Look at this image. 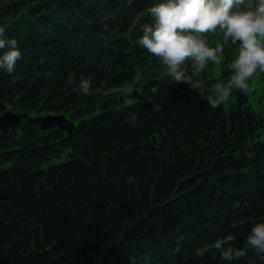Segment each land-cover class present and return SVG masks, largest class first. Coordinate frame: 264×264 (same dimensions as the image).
Instances as JSON below:
<instances>
[{
    "label": "trees",
    "instance_id": "obj_1",
    "mask_svg": "<svg viewBox=\"0 0 264 264\" xmlns=\"http://www.w3.org/2000/svg\"><path fill=\"white\" fill-rule=\"evenodd\" d=\"M158 2L0 0L23 53L0 69V113L77 122L0 128V264H222L214 242L242 247L264 222V113L239 90L213 109L162 73L137 42ZM215 36L228 62L221 30L202 38Z\"/></svg>",
    "mask_w": 264,
    "mask_h": 264
},
{
    "label": "clouds",
    "instance_id": "obj_2",
    "mask_svg": "<svg viewBox=\"0 0 264 264\" xmlns=\"http://www.w3.org/2000/svg\"><path fill=\"white\" fill-rule=\"evenodd\" d=\"M152 23L142 25V36L138 44L154 56L161 65L167 66L168 77L175 83H185L182 65L191 62L194 68L204 70L211 62L219 64L218 53L223 45L209 47L202 37L207 33H223V44L236 46L238 55L227 66L232 75L227 83L217 84L207 96L209 107L219 108L230 97L233 89L247 94L249 81L257 69L264 71V0H258L254 9L247 0H163L148 9ZM0 27V69L9 73L23 58L15 38H5ZM72 82L71 79L69 81ZM79 92L91 94V82L81 76ZM132 95V89L127 90ZM154 111L159 106L154 104ZM137 117L130 113L126 122L135 126ZM133 183V178H127ZM234 237L227 235L214 242L222 264H233L243 260L244 264H264V222L254 223L242 247L232 243ZM252 253V256L249 255Z\"/></svg>",
    "mask_w": 264,
    "mask_h": 264
},
{
    "label": "rangeland",
    "instance_id": "obj_3",
    "mask_svg": "<svg viewBox=\"0 0 264 264\" xmlns=\"http://www.w3.org/2000/svg\"><path fill=\"white\" fill-rule=\"evenodd\" d=\"M247 4L251 6L252 9L258 4V0H247ZM207 45L209 47L220 46L216 36L212 39H206ZM234 54L233 57L228 61H224V51L218 53L221 57V62L219 64L209 63L204 70H199L194 68L191 62L182 65V69L185 72V83H179L186 89L197 93L204 94L208 96L212 93V90L217 84H225L232 75V72L228 70V65L237 57L238 51L236 46H233ZM164 75H168L167 66L162 70ZM249 84L250 91L247 93L250 106L257 112L264 113V71L257 69L254 76L247 81ZM238 89H233L230 97L224 102V106L227 110L230 109L231 104L236 101V94ZM8 109L13 111H19L9 106ZM30 115L36 116L40 113L36 111H28ZM42 114H47L49 112H41ZM2 113H0L1 115ZM67 153V151H65ZM64 158V157H63ZM51 161H59L58 159H52Z\"/></svg>",
    "mask_w": 264,
    "mask_h": 264
},
{
    "label": "water",
    "instance_id": "obj_4",
    "mask_svg": "<svg viewBox=\"0 0 264 264\" xmlns=\"http://www.w3.org/2000/svg\"><path fill=\"white\" fill-rule=\"evenodd\" d=\"M26 117L27 122L23 125V129L38 122L42 130H48L54 126H58L68 133H71L75 127V121L71 120L68 115L63 113L58 114H40L38 116H31L29 112L8 110L0 115V127L7 128L21 123L22 119Z\"/></svg>",
    "mask_w": 264,
    "mask_h": 264
}]
</instances>
